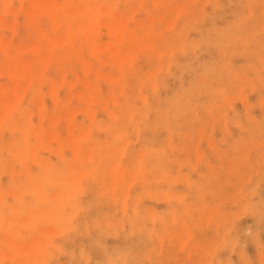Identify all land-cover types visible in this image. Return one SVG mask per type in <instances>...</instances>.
<instances>
[{
  "label": "rangeland",
  "instance_id": "1",
  "mask_svg": "<svg viewBox=\"0 0 264 264\" xmlns=\"http://www.w3.org/2000/svg\"><path fill=\"white\" fill-rule=\"evenodd\" d=\"M55 1L0 0V264H264V0Z\"/></svg>",
  "mask_w": 264,
  "mask_h": 264
},
{
  "label": "bare ground",
  "instance_id": "2",
  "mask_svg": "<svg viewBox=\"0 0 264 264\" xmlns=\"http://www.w3.org/2000/svg\"><path fill=\"white\" fill-rule=\"evenodd\" d=\"M4 1H5V0H4ZM6 1H8V0H6ZM9 1H10V0H9ZM20 1H21V0H20ZM41 1H42V0H41ZM47 1H48V0H47ZM47 1L44 0V2H46V5H44V4H45L44 2H40V1H39V2H40L41 4L44 5V8H48V7H46V6H48V4H50V3H48ZM49 1H50V0H49ZM54 1H55V0H51V3L54 2ZM69 1L71 2V0H69ZM69 1H68V2H69ZM73 1H74V0H73ZM73 1H72V2H73ZM75 1L77 2L78 0H75ZM106 1H107V0H106ZM110 1H111V0H110ZM112 1H113V0H112ZM114 1H115V0H114ZM117 1H118V0H116L115 2H117ZM37 2H38V1H35V0H34V1H31V0H30V3H32V5H31V4H30V5H31L32 8H33L31 11L38 9V7H37V8H34V7H36V6L38 5ZM39 2H38V3H39ZM76 2H73V3H76ZM78 2H79V1H78ZM78 2H77V4H78L79 6L82 5L80 2H79L80 4H79ZM82 2H83V1H82ZM85 2H87V3H86V6H84V7L86 8L87 5H88V3L91 2V1H90V0H88V1L86 0ZM85 2H84V3H85ZM96 2H97V1H95V2L92 1V2H91L92 4H89L90 6H92V5L94 6V7L92 8V10L95 8V9H94V10H95V11H94L95 13H96V11L99 12L98 9H99L100 7H101V8L104 7V6H98V5H97L98 7L95 6L94 3H96ZM99 2H100V1H99ZM1 3H3V2H1ZM40 3H39V4H40ZM47 3H48V4H47ZM55 3H56V1H55ZM55 3L50 4L49 7H51V5H53V6H57V5H54ZM57 3H58V2H57ZM100 3H101V2H100ZM20 4H21V2H20ZM36 4H37V5H36ZM59 4L62 6L63 11L66 12L65 10H66L67 8L64 9V5H65V4L62 5V4L59 2V3H58V6H59V7H60ZM77 4H76L77 9H78V10L81 9V8L78 7ZM96 4H98V2H97ZM101 4H102V3H101ZM113 4H114V3H113ZM6 5H7V4H6ZM6 5H5V3H3L2 6L4 7V9L7 8ZM30 5H28V6H30ZM33 5H34V6H33ZM74 5H75V4H74ZM103 5H104V4H103ZM28 6H27V7H28ZM106 6H107V5H106ZM109 6H110V5H109ZM84 7H83V9H85ZM96 7H97L98 9H96ZM1 8H2V7H1ZM8 8H9V5H8ZM21 8H22V6H20L18 9L21 10ZM55 8H56V7H53V8H52V10H53L52 12H54ZM57 8H58V7H57ZM4 9H3V10H4ZM22 9H23V8H22ZM26 9H28V8H25L24 10H26ZM49 9H50V8H49ZM83 9H82V10H83ZM132 9H133V8H132ZM8 10H9V9H8ZM8 10H7V11H8ZM10 10H11V9H10ZM10 10H9V11H10ZM20 10H18V11H20ZM45 10L47 11V9H45ZM45 10H44V11H45ZM67 10H70V12H71V9H67ZM104 10H105V9H104ZM29 11H30L29 9H28V12L26 11V12L28 13L27 15L34 16V18L36 17L35 15L38 14L36 11H34V12L36 13L35 15L33 14V12H32V13H29ZM31 11H30V12H31ZM50 11H51V10H50ZM55 11H56V10H55ZM106 11H107V14H108V9H106ZM109 11H110V10H109ZM111 11H112V9H111ZM131 11H133V10H131ZM5 12H6V11H5ZM26 12H24V13L26 14ZM48 12H49V11H47V12H45V13H46V14H49V13L51 14V13H52V12H49V13H48ZM68 12H69V11H68ZM70 12H69L68 14H69L70 16L73 15V14L70 13ZM72 12H73V11H72ZM75 12H76V9H75ZM75 12H74V13H75ZM77 12H78V11H77ZM82 12H84V11H82ZM6 13H7V12H6ZM45 13H43V14L45 15ZM99 13H100V12H99ZM111 13L114 14L115 12L112 11ZM118 13H119V12H118ZM118 13L115 14V16L117 15V16H116L117 18L119 17V16H118ZM17 14H18V12L16 13V15L13 14V16H16V17H17ZM31 14H33V15H31ZM55 14H56V13H55ZM55 14L53 13V16H55L54 18H57L58 15H57V14L55 15ZM66 14H67V13H66ZM75 14H76V13H75ZM119 15H120V14H119ZM51 16H52V15H51ZM70 16H69V17H70ZM73 16H77V15H73ZM80 16H81V15H80ZM97 16H99V14H97ZM110 16H111V15H110ZM115 16H113V17L115 18ZM120 16H121V15H120ZM160 16H161V15H160ZM0 17H1V16H0ZM27 17H29V16H27ZM61 17H62V16H60V18H61ZM92 17H93V16H92ZM92 17H91V18H92ZM94 17H95V15H94ZM102 17H103V16H101L100 18H102ZM104 17H105V16H104ZM149 17H150V16H149ZM1 18H2V17H1ZM30 18H32V17H30ZM30 18H29V19H30ZM49 18H51V17H49ZM74 18H75V17H74ZM86 18H87V15H86V17H85V20H86ZM88 18H89V17H88ZM88 18H87V19H88ZM105 18H107V17H105ZM120 18H121V17H119V18L116 19V20H117V21H121ZM3 19H4V18H3ZM3 19H2V20H3ZM63 19H65V18H63ZM68 19H69V18H67V20H68ZM82 19H83V17H82ZM97 19H98V18H97ZM102 19H104V18H102ZM102 19H101V20H102ZM111 19H112V18H111ZM123 19H124V18H123ZM125 19H126V20H125ZM125 19H124V21H126V24L123 23V26L125 25V26L127 27V17H126ZM152 19H153V18H152ZM152 19H151V20H152ZM11 20H12V19H11ZM26 20H27V18H26ZM37 20H38V16H37ZM65 20H66V19H65ZM67 20H66V21H67ZM75 20H76V19H75ZM80 20H81V19H80ZM88 20H89V19H88ZM88 20H86V22H88ZM101 20H100V24L102 25L103 22L101 23ZM112 20H113V22H114V19H112ZM116 20H115L114 23H116ZM167 20H168V19H166V22H168ZM9 21H10V20H9ZM12 21H13V24H14L15 27H16L17 25H19V23H18V24H17V23H14L15 20H12ZM12 21L10 22L11 24H10V23H7L8 21L6 22V23H7V24H6L7 27H11L10 25H13V24H12ZM29 21H31V20H29ZM60 21H61V20H60ZM66 21H65V22H66ZM81 21H82V20H81ZM90 21H91V20H89V22H90ZM102 21H104V20H102ZM161 21H163V20H161ZM164 21H165V20H164ZM17 22H18V21H17ZM67 22H68V21H67ZM82 22H83V21H82ZM89 22H88V23H89ZM94 22H95V21H94ZM96 22H97V20H96ZM106 22H107V21H106ZM121 22H122V21H121ZM137 22H138V21H137ZM34 23H35V22H34ZM36 23H37V22H36ZM53 23H54V22H53ZM73 23H74V22H73ZM73 23H72V24H73ZM83 23H84V22H83ZM88 23H86V25H87ZM108 23H109V22H108ZM114 23H113V25H114ZM168 23H169V22H168ZM16 24H17V25H16ZM25 24H26V23H25ZM54 24H55V23H54ZM70 24H71V23H70ZM92 24L94 25V23H91V25H92ZM109 24H110V23H109ZM118 24H120V23L118 22L117 25H118ZM169 24H170V23H169ZM32 25H33L34 27H35V26L37 27L36 24H32ZM56 25H57V24H56ZM81 25H82V23H81ZM110 25H111V24H110ZM137 25H138V24H137ZM87 26H89V25H87ZM87 26H86V27H87ZM107 26H108V25H107ZM125 26H124V27H125ZM152 26H153V25H152ZM38 27H39V26H38ZM38 27H37V28H38ZM72 27H73V26H72ZM89 27H90V26H89ZM96 27H97V26H96ZM108 27H109V26H108ZM108 27H107V28H108ZM115 27H117V26H115ZM126 27H125V28H126ZM37 28H36V29H37ZM45 28H46V27H44V29H42V28H38V29H42V30L45 32V34H46V32H47V34H48V30H45ZM69 28H71L70 25H69ZM112 28H113V27H112ZM117 28H118V27H117ZM132 28H133V27H132ZM13 29H14V28H13ZM13 29L11 28L12 33H13V31L15 30V29H14V30H13ZM38 29H37V30H38ZM72 29H73V28H72ZM81 29H82V28H81ZM94 29H96V28L94 27ZM110 29H111V27H110ZM165 29H166V28H165ZM84 30H85V28H84ZM91 30L93 31V28H92ZM114 30H115V28H114ZM39 31H41V30H39ZM43 31H42V32H43ZM66 31H67V30H66ZM96 31H97V29H96ZM109 31H110V30H109ZM122 31H123V30H122ZM14 32H15V31H14ZM44 32H43V33H44ZM77 32H78V31H77ZM90 32H91V31H89L88 33L90 34ZM116 32H117V31H116ZM132 32H133V29H132ZM118 33H119V32H118ZM65 34H66V33H65ZM91 34H92V33H91ZM116 34H117V33H116ZM123 34L125 35V33H123ZM48 35H49V34H48ZM75 35H76V34H75ZM131 35H132V34H131ZM12 36H14V33L12 34ZM46 36H47V35H46ZM50 36H51V35H50ZM55 36H56V34H55ZM59 36H61V37H59V39H61V38H62V35H59ZM80 36H81V35H80ZM120 36H121V35H120ZM125 36H126V35H125ZM133 36H134V35H133ZM51 37H54V34H53ZM51 37H48V38H51ZM56 37H57V36H56ZM56 37H54V38H56ZM64 37H67L66 40L68 39V36H67V35L64 36ZM64 37H63V38H64ZM82 37H84V36H82ZM89 37H90V36H89ZM91 37H92V36H91ZM91 37H90V38H91ZM115 37H116V36H115ZM139 37H140V39H141V38L144 37V36L142 35V37H141V36H139ZM90 38H89V43H90V40H91ZM129 38L133 39V37H131V36H129ZM129 38H128V39H129ZM135 38H136V37H135ZM135 38H134V39H135ZM152 38H153V37H152ZM152 38H151V39H152ZM52 39H53V38H52ZM56 39H57V38H56ZM56 39H53V41L55 40L53 43L58 42V43H55L56 46H57L58 44L61 45V44L59 43V41L56 40ZM70 39H71V38H70ZM115 39H116V38H115ZM117 39H119V37H117ZM121 39H122V38H121ZM135 40H136V39H135ZM142 40H143V38H142ZM8 41H9V40H8ZM8 41H7V43H8ZM33 41H34V42H33ZM33 41H32V45H34V44L36 45L37 40H36V42H35V40H33ZM60 41H63V40L61 39ZM74 41H75V40H74ZM95 41H96V40H95ZM117 41L119 42V40H117ZM117 41H116V42H117ZM0 42H1V41H0ZM123 42H124V44H125V41H123ZM135 42H136V41H135ZM139 42H140V41H139ZM2 43H3V39H2ZM2 43H1V44H2ZM29 43H30V42H29ZM62 43H63V42H62ZM86 43H87V41H86ZM89 43H87V44H89ZM92 43H93V42H92ZM106 43H107V42H106ZM110 43L114 44V42H113L112 40L109 41V44H110ZM119 43H121V42H119ZM119 43H116V44H115V45H117V46H116L117 48L114 47V48L117 49V51H118V46H119L118 44H119ZM131 43H133V42H131ZM136 43H137V42H136ZM3 44H5V45L7 46L6 43H3ZM3 44H2V45H3ZM9 44H10V43H8V45H9ZM13 44H15V42L12 43V45H13ZM17 44H18V43H17ZM80 44H81V43H80ZM80 44H79V45H80ZM90 44H91V43H90ZM97 44H100V43L97 42ZM102 44H104V43H102ZM102 44H101V46H99V47H96V46H93V47H95V48H99L98 50H101L100 47H104V46L106 45V44H105V45L103 46ZM109 44H107V45L110 46ZM112 44H111V46H110L111 49L109 48V49L111 50V52H113V51L115 50V49L113 48ZM10 45H11V44H10ZM15 45H16V44H15ZM18 45H19V44H18ZM30 45H31V44H30ZM32 45H31V46H32ZM39 45H40V47H41V44L39 43L38 46H37V48L39 47ZM52 45H53V44H52ZM115 45H114V46H115ZM128 45H129V46L131 45V47L133 46L132 44H127V45H125V46L128 47V48H126V50H127V49L130 50V48H131V47L129 48ZM0 46H1V45H0ZM45 46H46V45H45ZM84 46H86V45H84ZM88 46H89V45H88ZM97 46H98V45H97ZM108 46H105V47H108ZM123 46H124V45H123ZM134 46H135V45H134ZM139 46H140V45H139ZM4 47H5V46H4ZM16 47H17V45H16ZM22 47H23V46H22ZM50 47H52V46H50ZM53 47H55V46H53ZM75 47H77V46H75ZM82 47H83V46H82ZM105 47H104V48H105ZM135 47H136V46H135ZM6 48H7V47H6ZM18 48H20V47L18 46ZM25 48H27V47H25ZM95 48H94V50L96 51L97 49H95ZM133 48H134V47H133ZM139 48H140V47H139ZM4 49H5V48H4ZM29 49H30V48H29ZM109 49H108V50H109ZM112 49H114V50L112 51ZM122 49H123V48H122ZM124 49H125V48H124ZM134 49H135V48H134ZM136 49H138V48H136ZM35 50H36V49H35ZM37 50H38V49H37ZM48 50H49V48H48ZM50 50H51V49H50ZM63 50H64V49H63ZM98 50H97V51H98ZM138 50H139V49H138ZM52 51H53V49H52ZM65 51H67V50H65ZM74 51H75V49H74ZM74 51H72V52H74ZM50 52H51V51H50ZM75 52H76V51H75ZM75 52H74V53H75ZM77 52H79V51H77ZM77 52H76V53H77ZM108 52H110V51H108ZM111 52H110V53H111ZM128 52H129V51H128ZM132 52H133V51H132ZM45 53H46V52H45ZM52 53H53V52H52ZM54 53L58 54L57 52H54ZM63 53H64V52H63ZM79 53H80V52H79ZM97 53H98V52H97ZM104 53H105V51H104ZM115 53H118V52H115ZM136 53H137V52H136ZM40 54H41V53H40ZM40 54H38V55L40 56ZM43 54H44V53H43ZM43 54H42V56L45 55V57H46L47 54H44V55H43ZM50 54H51V53H50ZM66 54H67V53H65V55H66ZM77 54H78V53H77ZM113 54H114V52H113ZM132 54H133V53H132ZM164 54H165V53H164ZM52 55H53V56H52ZM52 55H51V56L54 58V55H55V54H52ZM60 55H61V54H60ZM62 55H63V54H62ZM105 55H109V54H108V53H107V54L105 53ZM123 55H124V54H123ZM123 55H122V56H123ZM158 55H159V54H158ZM33 56H34V55H33ZM39 56H37V58H38ZM48 56H49V55H48ZM55 56H56V55H55ZM78 56H79V55H78ZM92 56H94V55H92ZM34 57H35V56H34ZM45 57H44V58H45ZM52 57H51V58H52ZM56 57H57V56H56ZM59 57H60V56H59ZM89 57H90V54H89ZM89 57H88V59H89ZM112 57H113V56H112ZM124 57H127V56H124ZM124 57H123V59H125ZM15 58H16V57H15ZM17 58H18V57H17ZM46 58H47V57H46ZM81 58H82V57H81ZM84 58H85V57H84ZM110 58H111V57H110ZM117 58H118V57H117ZM119 58H122L121 55H120ZM20 59H21V57H20ZM31 59H32V55H31ZM34 59H35V58H34ZM42 59H43V57H42ZM111 59H112V58H111ZM113 59H115V58H113ZM24 60H25V59L22 58V61H23V62H22V61H19V64L24 63V65H25L26 63H29V62H28L29 60H28V61L25 60V62H24ZM58 60H59V59H58ZM84 60H86V59H84ZM116 60H117V59H116ZM132 60H133V59H132ZM14 62H15V60H14ZM20 62H21V63H20ZM41 62H42V61H41ZM103 62H104V61H103ZM75 63H76V62H75ZM82 63H83V62H82ZM87 63H89V62H87ZM93 63H94V62H93ZM106 63H107V62H106ZM119 63H120V62H119ZM6 64H7V63H6ZM15 64L17 65L16 62H15ZM15 64H13V65H15ZM29 64H30V63H29ZM13 65H12V66H13ZM16 65H15V66H16ZM26 65H27V64H26ZM117 65H118V63H117ZM15 66H13V68H12L13 70H11V69H9V70H11V72H12V71L15 72V68H14ZM28 67H29V66H28ZM83 67H84V66H83ZM91 67H92V66H91ZM10 68H11V67H10ZM24 68H26V67H24ZM65 68H66V67H64V69H65ZM22 69H23V67H22ZM29 69H30V67H29ZM5 70H6V69H5ZM24 70H25V69H24ZM117 70H118V69H117ZM40 71H41V70H40ZM84 71H86V70H84ZM94 71H96V70H93V72H94ZM100 71H101V70H100ZM7 72H8V70H7ZM11 72L8 73V75L12 74ZM97 73H98V71H97ZM97 73H96V74H97ZM99 73H100L99 76H102V75H103V74L101 75L102 72H99ZM99 73H98V74H99ZM148 73H149V72H148ZM85 74H87V73H85ZM2 75H3V74H2ZM8 75H7V76H8ZM12 75H13V74H12ZM12 75H11V76H12ZM108 75H109V74H108ZM0 76H1V75H0ZM105 76H106V75H105ZM105 76H104V77H105ZM16 77H17V76H16ZM16 77H15V80H14L13 83H15L16 80H18V78L16 79ZM18 77H19V76H18ZM28 77H29V76H28ZM30 77H31V76H30ZM30 77H29V78H30ZM61 77H62V75H61ZM84 77H85V76H84ZM111 77H112V76H111ZM115 77H116V76H115ZM155 77H156V76H155ZM9 78H10V77H9ZM29 78H28V80H29ZM31 78H32V77H31ZM31 78H30V79H31ZM62 78H63V77H62ZM64 78H65V77H64ZM76 78H77V76H76ZM76 78L74 77V80L72 79L70 82H69V80H68L67 83H70V84H71L72 81L77 82V79H76ZM42 79H43V78H42ZM112 79H113V78H112ZM114 79H115V78H114ZM9 80H10V79H9ZM32 80H33V79H32ZM85 80L88 81V79H87L86 77H85L84 79L82 78L81 81H84V82H85V83H84V86H87V85H86L87 81H85ZM30 81H31V80H30ZM51 81H53V80L51 79L50 82H51ZM126 81H127V80H126ZM16 82H17V81H16ZM48 82H49V81H48ZM50 82H49V83H50ZM54 82H55V81H54ZM54 82H52V83H54ZM97 82H98V81H97ZM8 83H9V85H10V84L13 85V84H12L11 82H9V81H8ZM28 83H29V82H28ZM40 83H42V82H40ZM88 83H89V82H88ZM88 83H87V84H88ZM154 83H155V82H154ZM6 84H7V83H6ZM29 84H30V83H29ZM9 85H6V86L8 87ZM50 85L52 86V84H50ZM54 85H55V83H54ZM61 85H62V84H61ZM82 85H83V83H82ZM90 85H91V84H90ZM0 86L2 87L3 85H0ZM6 86H5V87H6ZM13 86H14V88H15V85H13ZM20 86H21V85H20ZM20 86H19V89H20ZM27 86H28V85H27ZM1 87H0V88H1ZM5 87H2L1 89L3 90V89H5ZM7 87H6V88H7ZM23 87L25 88L26 86L23 85ZM72 87H73V84H72L71 88H72ZM89 87L92 89L94 86H89ZM8 88H9V87H8ZM8 88H7V90L9 91L10 89H8ZM14 88H13V90H15ZM16 88H17V85H16ZM50 88H52L51 90H53V87H50ZM61 88H62V87H61ZM1 89H0V90H1ZM25 89H26V88H25ZM51 90H50V92H49L50 94H51ZM24 91H26V90H24ZM34 91H35V90H34ZM53 91H55V90H53ZM53 91H52V92H53ZM13 92H14V91H13ZM42 92H43V91H42ZM79 92H80V91H79ZM79 92L77 91L76 93H79ZM56 93H57V92H56ZM5 94H6V92H5ZM14 94H15V93H14ZM14 94H13V95H14ZM24 94H25V93H23V95H24ZM52 94L54 95L55 92H53ZM58 94H59V93H58ZM58 94H57V98H56V96H55L56 94L54 95V96H55L54 98L59 99ZM79 94L81 95V94H83V93H79ZM79 94H76V96L79 95ZM0 95H2V96L4 97V95L2 94V92H0ZM17 95H18V94H17ZM41 95L43 96L44 94H40V96L38 95V97H39V98L42 97ZM53 95H51V96L53 97ZM67 95H69V94H67ZM2 96H0V98H1L0 100H2V99L4 100V98H6V99H5V101L7 102L6 104H8V103L11 101V99H13V97H12L11 99H9L10 97H8V99H7L6 95H5L4 98H3ZM143 96H144V95H142V97H143ZM16 97H18V99H20V98L23 97V96L19 97V95H18V96H15V98H16ZM38 97H37V98H38ZM68 97H69V96H68ZM80 97H81V96H80ZM112 97H113V96H112ZM112 97H111V98H112ZM15 98H14V99H15ZM31 98H32V97H31ZM54 98H53V99H54ZM92 98H93V97H90V98L88 97V99H91L92 101H94L95 99H94V98L92 99ZM56 99H55L54 103H55V102H58V100H56ZM112 99H113V98H112ZM145 99H146V96H145ZM7 100H8V101H7ZM16 100H17V99L13 100L14 104H15V101H16ZM31 100L34 101V102H36V100L41 101V100H39V99H36V97H35V99H31ZM91 100H89V101H90L91 104H92V101H91ZM113 100H115V98H114ZM20 101H21V100H20ZM38 101H37V102H38ZM60 101H61V99H60ZM60 101H59V102H60ZM65 101L67 102V101H69V100L66 98ZM65 101H64V102H65ZM95 101H96V100H95ZM95 101H94V102H95ZM3 102H4V101H3ZM16 102H17V101H16ZM62 102H63V101H62ZM64 102H63V104H64ZM66 102H65V104H66ZM0 103H2V101H0ZM39 103H41V102H38L37 105H38ZM4 104H5V102H4ZM10 104H11V103H9L8 105H10ZM55 104H56V103H55ZM89 104H90V103H89ZM91 104H90V106H91ZM8 105L6 106L7 108H8ZM12 105H13V104H11V106H12ZM40 105H41V104H40ZM3 106H4V105H3ZM11 106H10V108H11ZM6 107H5V108H6ZM62 107H63V106H62ZM83 107H84V106H83ZM7 108H6V109H7ZM13 108H14V106H13ZM65 108H66V107H65ZM81 108H82V107H81ZM54 109H55V108H54ZM69 109H70V110H71V109L73 110L72 107H71V108H68V110H69ZM78 109H79V108H78ZM8 110H10V109L8 108ZM8 110H7L6 112H8ZM13 110H14V109L11 108V111H13ZM65 110H66V109H65ZM11 111H10V112H11ZM16 111H17V109H16ZM55 111H56V110H55ZM55 111H54V112H55ZM1 112H2V114H3V113H6L5 111H4V112L1 111ZM1 112H0V114H1ZM59 112H60V111H59ZM71 112H72V111H71ZM57 113H58V112H57ZM64 113H66V112H64ZM2 114H1L0 116H2ZM10 114H11V113H10ZM55 114H56V113H55ZM67 114L69 115L70 113H67ZM67 114H66L65 116H67ZM4 115H5V114H3L2 118L5 117ZM7 115H9V113H7ZM53 115H54L53 113L50 114V116H53ZM72 115H73V114L71 113L68 117H70V116H72ZM54 116H55V115H54ZM61 116H62V115H61ZM91 116H92V114H91ZM7 117H8V116H6V118H7ZM6 118H3V119H1V120H6ZM11 118H12V117H11ZM58 118H59V117H57V118L54 117V121H55V119H58ZM72 118H74V117L72 116L71 119H69L70 122H72V121H71ZM7 119H9V118H7ZM50 119H51V117H50ZM59 119H60V118H59ZM59 119H58V121H59ZM11 120H12V119H11ZM69 120H68V121H69ZM73 120H75V119H73ZM6 121H8V120H6ZM52 121H53V120H52ZM1 123H2V122H1ZM1 123H0V124H1ZM7 123H11L10 126H12V127L14 126V125H13L14 123L11 122V121H10V122L8 121ZM12 123H13V124H12ZM57 123H58V122H57ZM72 123H73V122H72ZM17 124H18V123H17ZM17 124L15 123V125H17ZM67 124H68V126H69V122H67ZM1 126H2V125H1ZM68 126H67V127H68ZM12 127H10V128H12ZM14 127H15V126H14ZM16 127L19 128V125H17ZM40 127H42V125H41ZM40 127H39V129H41ZM71 127H72V124H71ZM50 128H52V127H48V129L51 130V131H49L50 133H49V132H46L47 135H48V133H49L50 135H52V134H51L52 129H50ZM16 129H17V128H16ZM23 129H24V128H23ZM42 129H43V127H42ZM42 129H41V130H42ZM45 129H47V128H44V130H45ZM11 130H13V128H12ZM11 130H10V131H11ZM21 130H22V129H21ZM67 130H68V131L70 130L69 127H68ZM72 130H73V129H71V132H72ZM23 131H24V130H23ZM25 131H26V130H25ZM25 131H24V132H25ZM45 131H46V130H45ZM68 131H67V132H68ZM12 132H14V131H12ZM38 132H39V131H38ZM41 132H44V131H41ZM69 132H70V131H69ZM82 133H83V132H82ZM82 133H81V135H82ZM12 134H13V133H12ZM37 134L39 135V136L37 135L38 138H39V137H40V134H43V133H37ZM85 134H88V133L86 132ZM81 135L78 136V137H79V138L82 137ZM48 136H49V135H48ZM85 136H87V135H85ZM41 137H42V136H41ZM79 138H78V139H79ZM88 138H89V137H88ZM39 139H40V138H39ZM64 139H65V140H70V139H72V141H69V142H73V143H75V142H74V137H71V138H68V139L64 138ZM64 139H63V140H64ZM13 140H14V138H13ZM57 140L59 141V143L61 142V140L58 139V137H57ZM10 142H11V141H10ZM25 142H26V141H25ZM25 142H23V143H25ZM62 142H63V141H62ZM62 142H61V143H62ZM106 143H107V142H106ZM26 144H27V143H26ZM126 144H127V143H126ZM7 145H8V144H7ZM75 145H77V143H76ZM168 145H169V144H168ZM11 146H12V147L15 146L14 148H11V149H16V148L18 149V147H16V144H14V146H13V144H12V145H10V147H11ZM19 146H20V145H19ZM27 146H28V144H27ZM27 146L25 145V147H27ZM72 146H73V145L71 144V148H73ZM10 147H9V148H10ZM23 147H24V146H23ZM78 147H80V144H79V146H77V148H78ZM27 148H28V147H27ZM77 148L74 147L73 150H76ZM11 149H10V151H11ZM21 149H22V147H21ZM28 149H29V148H28ZM18 150H19V149H18ZM14 151H15V150H14ZM16 151H17V150H16ZM16 151H15V152H16ZM24 152H25V151H24ZM26 152H27V150H26ZM22 153H23V151H22ZM17 154H18V152H16V155H14V158H15V156H17ZM11 155H12V153H11ZM20 155H21V154H20ZM20 155H18V156L20 157ZM19 157H18V158H19ZM21 157H23V156H21ZM16 159H17V158H16ZM117 163H118L117 165H119V162H117ZM116 167H117V166H116ZM45 170H47V169H45ZM55 171H56V170H55ZM119 171H120V170H119ZM43 174L45 175L46 173H43ZM43 174H42V176H43ZM49 174H50V173H49ZM51 174H52V173H51ZM79 174L82 175L83 173H79ZM77 175H78V174H77ZM47 176H48V175H47ZM50 176H51V175H50ZM50 176H49V178H50ZM52 176H53V175H52ZM45 177H46V176H45ZM45 177H44V178H45ZM77 177L79 178L80 175L76 176L75 179H76ZM51 178H52V177H51ZM45 179H46V181H47V177H46ZM54 179H55V178H54ZM61 179H62V178H61ZM72 179H73V178H72ZM70 180H71V179H70ZM78 180H79V179H78ZM43 181H44V179H43ZM46 181H44V182H46ZM49 181L51 182V180H49ZM53 181H54V180H53ZM53 181H52V182H53ZM59 181H61V180H59ZM46 183L48 184V181H47ZM46 183H45V185H46ZM77 184L80 186V181H78ZM48 185H49V184H48ZM51 185H52V184H51ZM66 185H67V184H66ZM66 185H65V186H66ZM49 186H50V185H49ZM45 187H46V186H45ZM71 187H72V186H71ZM64 188H65V187H64ZM66 188H67V187H66ZM43 189H44V188H42V190H43ZM17 190H18V189H16L15 191H17ZM57 191H59V189H58ZM128 191H129V190H128ZM46 192H47V190H46ZM65 192H67V191H65ZM17 193H19V191H18ZM42 193L44 194V193H45V190L42 191ZM42 193L40 192L39 194L42 195ZM53 193H54V192H53ZM53 193L50 194V198H51V199H54V198H52V197H53V196L55 197V195H57V194L60 195V194H59L60 192H58V193H54L55 195H53ZM45 194H46V193H45ZM63 194H64V193H63ZM63 194H62V195H63ZM41 195H39L38 198L40 197V199H41ZM51 195H53V196L51 197ZM58 195H57V196H58ZM66 195H68V194L66 193L65 196H66ZM44 196H45V195H43L42 198H43ZM46 196H47V195H46ZM170 196H171V195H170ZM59 197H60V196H59ZM74 197H75V196H74ZM35 198H37V197H35ZM47 198H48V197H47ZM47 198H46V199H47ZM56 198H57V197H56ZM56 198H55V199H56ZM40 199H39V200L37 199V200L40 201ZM46 199L44 198V200H46ZM42 200H43V199H42ZM58 200H59V199H58ZM58 200H57V201H58ZM63 200H66V197H64ZM35 201H36V200H35ZM45 202H46V201H45ZM51 202H52V201H51ZM64 203H65V202H64ZM56 204H57V202H56ZM58 204H59V203H58ZM58 204H57V205H58ZM67 204H68V201H67ZM1 205H2V204H1ZM52 207H54V206H52ZM36 208H39V207H36ZM41 208H42V207H41ZM41 208H39L38 210L36 209L37 213L40 212L39 210H42V209L44 208V206H43L42 209H41ZM55 208H56V207H55ZM55 208H54V209H55ZM11 209H13V207H12ZM57 209H58V208H57ZM9 210H10V208H9ZM14 210H15V208H14L13 210H10V211L12 212V211H14ZM45 210H46V209H45ZM45 210H44L43 212H44V213H47L49 209H47L46 211H45ZM55 210H56V209H55ZM74 211H75V210H74ZM0 212H1V211H0ZM43 212L41 211L40 213H43ZM56 212H57V210H56ZM56 212H55V213H56ZM71 212H72V211H71ZM44 213H43V214H44ZM74 213H75V212H74ZM0 214H1V213H0ZM2 214H3V213H2ZM2 214H1V216H3ZM47 214H49V213H47ZM52 214H53V213H52ZM57 214H58V213H57ZM72 214H73V213H72ZM44 215H46V214H44ZM54 215H55V214H54ZM61 215H62V213H61ZM69 215L71 216L70 211H69ZM37 216H38V215H37ZM50 216H51V215H50ZM57 217H59V214H58ZM48 226H49V225H48ZM50 227H52V226H49L48 229H49ZM53 228H54V227H53ZM53 228H51L52 231H51L50 229H49V230L47 229V230L50 231V232H52V233H54V232H53ZM55 230H57V229H55ZM46 232H47V231H46ZM52 237H53V236H52ZM0 241H1V240H0ZM3 241H4V240H3ZM6 241H7V240H6ZM32 241H34V239H33V240H30V243H31ZM35 241H37V240H35ZM8 242H9V240H8ZM8 242H7V243H8ZM10 242L12 243L11 245H12V247H13V244H14L15 242H12V241H10ZM27 242H28V241H27ZM37 242H38V241H37ZM51 242H52V241H50V243H51ZM3 243H4V242H3ZM28 243H29V242H28ZM44 243H45V242H44ZM44 243H43V244H44ZM50 243H48V244H50ZM15 244H16V243H15ZM15 244H14V246H15ZM46 244H47V243H46ZM7 245H9V244H7ZM11 245H10V246H11ZM18 245H19V244H18ZM18 245H17V247H21L22 244L20 243V245H19V246H18ZM29 245H30V244H27L28 247H29ZM40 245L43 246L42 244H40ZM27 246H26V247H27ZM41 246H39V247H41ZM44 246H45V245H44ZM44 246H43V247H44ZM24 247H25V246H24ZM26 247H25V248H22V250H24V249L26 250ZM45 247H46V246H45ZM30 248H32V247H30ZM11 249H12V248H11ZM22 250H21V252H22ZM25 250H24V251H25ZM31 250H32V249H31ZM33 250H35V249L33 248ZM33 250H32V254H34ZM42 250H43V249H42ZM44 250H45V249H44ZM5 251H6V250H5ZM7 251L9 252V250H7ZM7 251H6V252H7ZM26 251H27V250H26ZM0 252H1V251H0ZM14 252H15V251H14ZM14 252H13V253H14ZM27 252H28V251H27ZM39 252H40V251H39ZM39 252H38V253H39ZM10 253H11V254H10ZM13 253L10 251L8 254H10L12 258H6V259H9V260H10V259H13L14 256H17V255H15V254L13 255ZM18 253H19V252H18ZM30 253H31V252H29V254H30ZM0 254H3V252H1ZM22 254H23V253H22ZM6 255H7V253H6ZM12 255H13V256H12ZM18 255H19V254H18ZM20 255H21V254H20ZM23 255L25 256V254H23ZM35 255H37V254H35ZM123 255H124V254H123ZM8 256H9V255H8ZM31 256H32V255H31ZM124 256H125V255H124ZM22 257H23V256H22ZM26 257H27V256H26ZM29 257H30V255H29ZM34 257H35V256H34ZM86 257H87V256H86ZM86 257H85V258H86ZM16 259H17V258H16ZM20 259H21V258H20ZM25 259H27V258H25ZM41 259H42V257H41ZM43 259H44V258H43ZM86 259H87V258H86ZM3 260H4V258H3ZM33 260H34V258H33ZM87 260H88V259H87ZM18 261H19V259H18ZM24 261H25V260L23 259L21 262H24ZM40 261H41V260H40ZM10 262H11V261H10ZM31 263H32V262H31ZM42 263H43V262H42ZM16 264H18V262H16ZM24 264H25V263H24ZM29 264H30V263H29Z\"/></svg>",
  "mask_w": 264,
  "mask_h": 264
}]
</instances>
